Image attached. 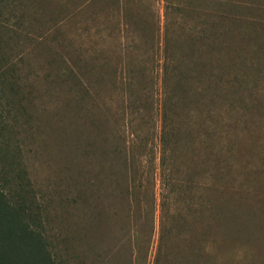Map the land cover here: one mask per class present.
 I'll use <instances>...</instances> for the list:
<instances>
[{
    "label": "rangeland",
    "instance_id": "rangeland-1",
    "mask_svg": "<svg viewBox=\"0 0 264 264\" xmlns=\"http://www.w3.org/2000/svg\"><path fill=\"white\" fill-rule=\"evenodd\" d=\"M0 182L69 264H264V0H0Z\"/></svg>",
    "mask_w": 264,
    "mask_h": 264
},
{
    "label": "trees",
    "instance_id": "trees-1",
    "mask_svg": "<svg viewBox=\"0 0 264 264\" xmlns=\"http://www.w3.org/2000/svg\"><path fill=\"white\" fill-rule=\"evenodd\" d=\"M27 210L0 182V264H69L53 254L44 230Z\"/></svg>",
    "mask_w": 264,
    "mask_h": 264
}]
</instances>
